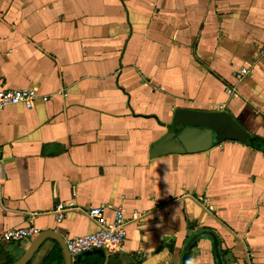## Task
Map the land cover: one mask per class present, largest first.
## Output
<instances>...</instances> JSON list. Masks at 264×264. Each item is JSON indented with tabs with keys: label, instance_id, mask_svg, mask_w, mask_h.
I'll use <instances>...</instances> for the list:
<instances>
[{
	"label": "crops",
	"instance_id": "crops-1",
	"mask_svg": "<svg viewBox=\"0 0 264 264\" xmlns=\"http://www.w3.org/2000/svg\"><path fill=\"white\" fill-rule=\"evenodd\" d=\"M262 49L264 0H0V87L40 95L0 109V264L36 237L7 241L6 229L65 240L98 229L87 210L101 205L109 222L124 209L126 240L72 264H182L203 228L225 264L249 251L264 264ZM177 107L226 110L263 147L152 156ZM59 202L74 205L62 219ZM190 262L218 264L211 237ZM27 264H65L61 244L45 239Z\"/></svg>",
	"mask_w": 264,
	"mask_h": 264
},
{
	"label": "water",
	"instance_id": "water-1",
	"mask_svg": "<svg viewBox=\"0 0 264 264\" xmlns=\"http://www.w3.org/2000/svg\"><path fill=\"white\" fill-rule=\"evenodd\" d=\"M226 139L248 142L254 146L263 147L260 140L253 137L226 110L177 107L174 111L172 122L167 126V132L152 143L150 154L152 156H159L166 153L198 152L208 149ZM202 236L212 238L217 263L225 264L220 251V239L214 230L207 228L195 231L189 237L182 253V264H188L190 249L194 242ZM47 238H54L61 244L64 251L65 264H72V257L66 247L64 238L51 229L43 230L36 235L28 250L12 264H27ZM101 250V248H93L87 250L84 254ZM80 258L81 256L78 257V259Z\"/></svg>",
	"mask_w": 264,
	"mask_h": 264
},
{
	"label": "built area",
	"instance_id": "built-area-1",
	"mask_svg": "<svg viewBox=\"0 0 264 264\" xmlns=\"http://www.w3.org/2000/svg\"><path fill=\"white\" fill-rule=\"evenodd\" d=\"M264 54V49L261 50ZM241 72L245 73L246 69L241 68ZM40 97L38 90L35 87L11 88L0 87V109L12 105L23 103L27 107H31L35 100ZM42 98L47 100V95H42ZM262 114L264 116V105ZM74 207L72 203L59 202L55 208L57 219H62L65 216L66 210ZM106 207L104 205L91 207L87 211L96 217L100 226L98 229L85 234H66V247L73 259L80 256L84 252L93 248L109 249L117 251L120 249L127 237V219L124 209L117 207L114 217L111 222L107 221L103 216ZM41 232V228L33 224L19 227H11L3 232V239L7 241H21L24 238L35 237ZM249 263H253V252L248 253Z\"/></svg>",
	"mask_w": 264,
	"mask_h": 264
},
{
	"label": "trees",
	"instance_id": "trees-1",
	"mask_svg": "<svg viewBox=\"0 0 264 264\" xmlns=\"http://www.w3.org/2000/svg\"><path fill=\"white\" fill-rule=\"evenodd\" d=\"M59 255H60V258L62 259L63 257H62V253L60 251H59ZM99 258H101V257H99ZM75 264H80V263L79 262H76Z\"/></svg>",
	"mask_w": 264,
	"mask_h": 264
},
{
	"label": "clouds",
	"instance_id": "clouds-1",
	"mask_svg": "<svg viewBox=\"0 0 264 264\" xmlns=\"http://www.w3.org/2000/svg\"><path fill=\"white\" fill-rule=\"evenodd\" d=\"M190 264H191V262H190Z\"/></svg>",
	"mask_w": 264,
	"mask_h": 264
}]
</instances>
